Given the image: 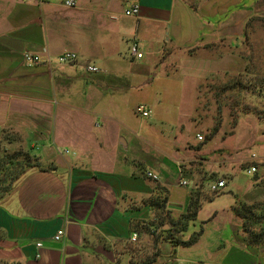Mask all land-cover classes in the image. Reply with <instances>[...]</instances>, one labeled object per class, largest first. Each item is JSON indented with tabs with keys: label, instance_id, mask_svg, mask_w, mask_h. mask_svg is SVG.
Instances as JSON below:
<instances>
[{
	"label": "crops",
	"instance_id": "obj_1",
	"mask_svg": "<svg viewBox=\"0 0 264 264\" xmlns=\"http://www.w3.org/2000/svg\"><path fill=\"white\" fill-rule=\"evenodd\" d=\"M76 1L67 8L63 0H0V134L37 132L50 144L44 155L51 154L50 165L26 168L0 198V264H264V241L247 245L234 212L257 200L238 186L223 195V159L209 166L205 157L207 165L192 172L203 179L188 177L183 187L178 150L138 162L140 136L123 135L110 112L153 85L159 106L175 76L194 94L198 82L222 69L216 47L234 53L249 41L253 22L264 19V0ZM133 5L139 14L125 15ZM134 43L140 59L130 54ZM64 52L76 60L59 63ZM24 53L42 61L26 65ZM236 56L224 57L229 71ZM219 180L225 186L211 192ZM245 187L251 193L259 186ZM197 197L195 219L181 231ZM261 228L264 222L253 226ZM58 230L61 241L53 239ZM196 233L195 243L177 244Z\"/></svg>",
	"mask_w": 264,
	"mask_h": 264
},
{
	"label": "rangeland",
	"instance_id": "obj_2",
	"mask_svg": "<svg viewBox=\"0 0 264 264\" xmlns=\"http://www.w3.org/2000/svg\"><path fill=\"white\" fill-rule=\"evenodd\" d=\"M253 23L249 29V41L237 44L236 52L233 53L225 44L216 47V53L222 59V69L198 82L194 94L191 84L185 87L175 84L174 80L178 79L175 76L173 84L164 88V100L159 106L152 104L161 94L160 90L154 89L159 85H153L149 90L129 97L124 106L110 108V112L117 115L114 124L123 135L133 132L140 136L139 150L134 155L138 162L147 154H153L151 157L159 161L168 159L175 148L185 160L179 165V175L184 179L192 177L195 182L203 179L200 174H192L196 173L199 165L210 166L223 159L225 162L221 166L226 171H220V176L227 184L222 189L223 195L238 186L241 195L251 196L257 201L237 206L245 205L254 214H260L264 211V187H258L251 193L245 187L251 182L264 183V19ZM230 53L237 55L235 71H229V62L224 61ZM230 66L232 68V62ZM138 104L150 111L149 117L143 118L136 112ZM25 114L32 116L33 110L29 108ZM148 125L162 138L157 139L150 128L146 129ZM147 133H151L149 137ZM144 135L148 138L141 137ZM174 135L178 138H173ZM198 135L202 137L201 141ZM37 137V132L26 137L22 130L0 134V165L5 166L9 162L7 156L16 158L13 162L16 166L10 165L13 168H25L26 164L30 165L28 167L50 165L51 154L44 155L50 144ZM7 141H12L9 147ZM27 154L30 155L28 162ZM251 155H256V159ZM205 157L209 160L207 164L203 161ZM240 158L242 161L238 167ZM186 163L191 167L185 168L183 165ZM251 166L256 168V172L249 175L246 169ZM254 176L259 177L256 182ZM217 178L218 175L214 174L210 177Z\"/></svg>",
	"mask_w": 264,
	"mask_h": 264
},
{
	"label": "trees",
	"instance_id": "obj_3",
	"mask_svg": "<svg viewBox=\"0 0 264 264\" xmlns=\"http://www.w3.org/2000/svg\"><path fill=\"white\" fill-rule=\"evenodd\" d=\"M27 154V162L30 159V155ZM8 157V166L7 164L5 166L4 165H0V198L2 196H4L12 187V184L14 183V181L25 171L26 167L30 166L29 164L25 165V168H16V167H12L10 165H14L16 166V164H13V162L16 160L15 157L13 156H7ZM36 159V158H35ZM18 165V164H17ZM37 165V164H36ZM4 166V167H3ZM5 177V178H2ZM259 179V177L254 176L253 180L256 182ZM256 185L259 187H264V183L263 182H256ZM214 193V192H213ZM215 195V194H213ZM166 197L164 198V201L166 202ZM193 199V198H192ZM262 205L264 206V202L262 203ZM190 207H192V211L190 214H187L185 219L182 220L183 223V227L181 231H185L186 227H187V223L189 221H192L195 219L196 216V211L199 208V198H194L193 201L190 202ZM234 212L236 213V215L238 217H240L243 221H242V228H243V232L246 234L245 236V241L247 243V245H259L262 241H264V228H261L259 231H254L253 230V226L256 224H260L262 222H264V211L260 214H254L252 212V210H250V208L245 207V205H241V206H236L234 207ZM254 214V215H253ZM179 222H181V220H179ZM199 237V234H193L189 240L187 241H177V244H181L184 246H189L193 243L196 242L197 238Z\"/></svg>",
	"mask_w": 264,
	"mask_h": 264
},
{
	"label": "built area",
	"instance_id": "obj_4",
	"mask_svg": "<svg viewBox=\"0 0 264 264\" xmlns=\"http://www.w3.org/2000/svg\"><path fill=\"white\" fill-rule=\"evenodd\" d=\"M27 3H33L36 1H40V0H23ZM63 5L67 8H74L77 5V1L76 0H63ZM139 6L138 5H133L131 8H129L128 10L125 11V15L127 16H136L139 14ZM130 54L133 57H136L137 59L142 58V54L139 52L138 49V44L134 43L131 45L130 47ZM76 60V54L74 52H64L62 54H60L57 57V61L61 64H66V63H70L72 61ZM23 61L26 65H32V64H37L40 63L42 61L40 56H35L32 55L30 53H24L23 55ZM86 71L89 73H97L98 72V68L93 67V66H87L86 67ZM136 112L141 115L143 118H147L150 115V111L146 109V107L144 105H138L136 107ZM198 140H202L201 136H197ZM67 152V151H66ZM254 158V156H252ZM247 174L251 175L253 173L256 172V168L254 166H251L250 168L247 169ZM147 177L150 178L153 181H156L158 179V176L155 174H152L150 172H147ZM179 184L183 187H186L188 185L187 180L185 179H180ZM225 186V182L223 180H219L216 181L215 183H213L210 187L211 192L216 193L217 191H219L220 189H222ZM64 230H58L56 232V234L54 235L53 239L55 241H61L63 236H64ZM133 240H135L136 235H133ZM37 247H40L41 245L38 243L36 245ZM39 256H37L38 258Z\"/></svg>",
	"mask_w": 264,
	"mask_h": 264
}]
</instances>
